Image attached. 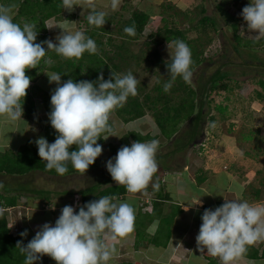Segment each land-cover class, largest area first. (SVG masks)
<instances>
[{
    "label": "clouds",
    "instance_id": "9594fccd",
    "mask_svg": "<svg viewBox=\"0 0 264 264\" xmlns=\"http://www.w3.org/2000/svg\"><path fill=\"white\" fill-rule=\"evenodd\" d=\"M117 2L112 0L113 9ZM63 4L69 11L76 6L74 0H63ZM89 7L88 24L103 27L106 12L96 10L91 0ZM241 16L247 29L258 33L254 38H264V0H250ZM124 32L134 35L135 29L125 27ZM37 35L33 22L26 21L22 25L14 22L11 8L0 5V121L3 123L15 124L23 119L24 98L32 79L26 75V70L37 68L49 50L65 59H79L85 52L95 54L97 51L96 42L79 30H64L56 37L57 43L51 40L37 43ZM167 46L171 62L166 63L169 79L163 83L165 93L178 78L190 82L193 75L190 47L180 39ZM45 62L51 63L50 60ZM45 74L49 83L57 85L51 94L48 114L57 135L52 143L44 137L35 141L38 155L46 162L47 170H55L59 175L68 171L69 164L74 170L86 173L102 154L103 147L97 141L116 136H101L116 130L109 122L110 113L123 107L130 96L137 95L139 81L131 71L112 73L108 80L101 74L96 81L78 82L72 78L61 82V74L56 72ZM158 146L157 139L122 146L116 156L107 161V171L130 193L146 190L150 184L158 190L159 183L153 179L159 167ZM197 204L202 206L200 198L194 204L187 203L184 210ZM134 221L135 209L131 204L116 202L115 197L106 195L79 206V211L71 205L64 206L54 225L43 224L26 246L18 242L17 247L24 256L23 264H35L43 255L51 257L56 264H109L115 253L109 240L126 236L132 231ZM201 221L195 238L197 247L219 258L221 264H232L247 252L248 246L264 240V205L225 199L215 209L206 208ZM26 235L27 231L21 233V236Z\"/></svg>",
    "mask_w": 264,
    "mask_h": 264
},
{
    "label": "trees",
    "instance_id": "16d2710c",
    "mask_svg": "<svg viewBox=\"0 0 264 264\" xmlns=\"http://www.w3.org/2000/svg\"><path fill=\"white\" fill-rule=\"evenodd\" d=\"M7 1L10 0H0V5L5 3V5H3L10 7L12 14L16 12V14L13 15L14 22L22 25L24 22L30 21L36 25L38 31L37 43L48 40L47 22L52 19H60L65 8L63 0H11L10 3L12 4L7 3ZM243 1L245 0L219 1L217 9L220 11V15L226 23L225 27L219 24L216 16L209 15L203 16L199 20L198 25L194 27L201 37L208 32V29H211L215 34H222L224 38L221 51L207 58L204 57L203 47L204 44L213 42V38H206L204 43L201 42L200 38L190 40L187 37V28L186 30L176 26L169 28L167 19L162 18V14L155 15L154 13L139 10L134 11L131 18L124 22L122 31H119L125 38L124 42L130 43L140 39L150 21L153 23L158 17H161L160 24L165 22L163 27L154 25L156 30H153L150 34L151 42L146 44L147 49L143 51L142 55L144 59L146 58L145 60L156 61L158 66L166 69L165 76L160 77L150 92L145 93L143 96H140V94L130 96L123 107H118L113 110L116 115L115 118L122 119L123 123L126 125L150 114L159 128L162 137L168 141L169 146L167 150H164L162 154H156V159L160 166L155 176H157L159 172L173 170L175 166L171 167V165L174 164V162L175 164L176 162L179 164V160L185 162L189 150L203 137L207 119L211 125L215 124L217 121V117L211 115L212 95L223 90L230 91L231 86L229 83H238L239 78L246 76L249 69L253 75L251 79L257 80V84L262 89L261 92H257V96L260 100L264 99V39L251 40L243 37L240 33L242 16L235 17L223 8L224 4L237 7L239 3ZM184 13L185 12L180 10L177 11L178 15H184ZM201 13L204 15L206 10L203 9ZM112 19H115V16H113ZM106 20V22L110 21L109 17L106 16ZM125 27H134L135 34L128 35L125 33ZM108 31L109 29L105 26L96 27L94 29L91 28L86 31L85 35L92 38L97 44V51L95 54L85 52L79 59H65L58 56L54 50H49L46 57L41 60L37 68L26 70V75L30 76L32 78L31 81L34 82L41 77L44 71L49 70L61 74V82L69 78L78 82L82 80L96 81L101 74L105 80L110 79L112 73L117 75L121 74V70L123 69L122 63L126 60L124 56L128 57V55L119 52L115 54L114 57H111L108 52L105 51L106 43L103 42V34L100 33H107ZM176 39L183 40L191 49L193 60L191 70L193 75L190 82H184L182 79L178 78L170 91L165 93L163 90V83L169 79L166 63H170L171 61H163L157 49L164 43H172ZM127 43L126 45L125 43L122 44L118 49L122 50L127 46ZM110 44L111 39H109L107 45L110 46ZM44 47L47 49L46 44ZM123 50L127 51L125 49ZM135 59L137 60L139 58L136 57ZM49 60L51 63L45 62ZM208 72H210V74H208ZM143 90L142 87L137 89V91L145 92ZM37 93H42L39 97L43 112L49 113L51 110V95L43 91L39 86H36L31 94L27 93L24 98V103L22 101L23 115L27 120H34L35 117H37ZM216 110L220 112L222 118L225 119L224 113L226 109L222 106H217ZM109 122L114 124L110 119ZM117 130L116 128L113 133H102L101 136L103 138L108 135H115ZM122 133L119 140L121 146H130V139L143 142L150 138L148 135L142 136V134L135 132V130H129L128 132L124 131ZM56 135V131L49 123L44 130L43 137L46 138L49 143H52ZM109 138L110 136L106 140L99 139L97 142L103 146L108 142ZM35 141L36 140L32 139L27 140L26 143L16 151L10 149L0 150V176L8 177L9 180H16L36 172L59 178L69 175L89 176L94 172L92 176L95 177L96 182L88 184L85 189L77 192L82 204L97 200L106 195L115 198H122L127 195L128 191L126 188L123 185H118L110 174H107L108 176L98 175L100 168H102L98 165V158L93 165L89 166L86 173L74 170L71 164L68 165V171L64 175L57 174L55 170H47L45 167L46 162L41 160L38 155V148ZM74 148L75 146H73V149ZM111 152L115 154V148L112 147ZM185 164H179L178 166L180 168H185ZM203 181L204 179L198 180L199 183ZM260 183L261 188H256L252 194H249V196L256 199V201H262V199H264L262 190L264 181L261 180ZM26 193H33L43 197L48 203L53 200L52 192L33 190L30 189L28 184H19L17 187L13 188L0 186V209H3L0 211V264H23L24 256L17 247V243L20 242L23 246H26L30 241L27 235L21 236V233L25 232L24 229H21L16 236L12 234L6 209L17 207ZM62 195L63 196L60 198H73L76 192H64ZM162 203L163 201L160 203L157 202L154 212L147 217L151 223L160 217V228L155 237L150 239V242L155 246L159 245L158 240H160L161 234L164 235L165 230L171 225V221H173L175 216L183 212L181 208L177 206L173 207L172 213L170 212L167 216L162 217L164 210ZM165 223H167V226H164ZM165 235L167 243L170 232ZM147 238L148 236L144 230H136L137 246ZM254 245L255 244L248 246L247 252L242 257L250 260H264V242L261 243L258 248Z\"/></svg>",
    "mask_w": 264,
    "mask_h": 264
},
{
    "label": "rangeland",
    "instance_id": "374dc122",
    "mask_svg": "<svg viewBox=\"0 0 264 264\" xmlns=\"http://www.w3.org/2000/svg\"><path fill=\"white\" fill-rule=\"evenodd\" d=\"M120 1L121 0H118L117 4H119ZM219 1L220 0H183L181 3V0H164L158 3L161 5H159L160 10H158V13L156 12L157 8L154 6L149 7L145 11L148 13H156L157 15L162 14V18L167 19L169 28H173V26L185 30L187 28V37L190 40L200 38L201 42L204 43L206 38H213V42H208L204 44L203 47L204 57L207 58L221 51L224 38L222 34H215L211 29H208V32L201 37L194 27L198 25L199 20L205 15L216 16L219 24L223 27L226 26L224 19L220 15V11L217 9ZM10 2L11 0L7 1V3L12 4ZM249 2L250 0H245L239 3L237 7L224 4L223 8L230 12L231 15L237 17L241 16L242 9L247 6ZM3 4L5 5V3ZM178 4L185 8V11H183L185 12L184 15L177 14L178 9H176V7H178ZM162 6L163 8H161ZM98 7L100 10H107V13L111 14L107 16L110 21L103 25L109 29V31L107 33H100L103 34L102 39L103 42L106 43L105 51L108 52L111 57H114L115 54L119 52L128 55V57L124 56L126 60L122 63L123 69L121 70V74L131 71L139 81L137 89L142 87L144 89L143 91H145H137V94L143 96L145 93L152 90L160 77H164L166 74V69L158 66L156 61L145 60L146 58L144 59L142 56L143 51L147 49L146 44L151 42L150 34L153 30H156L155 26L159 25V27H163L165 22L160 24L161 17L153 21L154 24L150 21L140 39L127 43L124 42L125 38L119 31H122L124 22L131 18L133 11L143 10L144 12L145 6L138 2V4L126 5L124 7L125 10L120 9L118 5L115 9H113L111 5L108 8H103L102 6ZM203 9L206 10L204 15L201 13ZM15 14L16 12L13 15ZM74 14L65 12L60 19L48 21L46 24L48 40L57 43L56 37L61 35L64 30H79L86 33L88 29L96 28L88 24L85 19L87 15ZM112 15L115 16V19H112ZM241 20L240 33L243 37L251 40L264 39L254 38L258 33L249 31L246 22L243 18ZM109 39H111L110 46L107 45ZM124 43L125 45L127 43V46L123 49L127 51L118 49V47ZM167 45L168 43H164L157 49L163 61H170ZM136 57L139 59L136 60ZM45 73H51V71H44L41 77L33 82L30 94L36 86L42 88L46 93L52 94L57 85L55 83H49V78ZM208 74H210V72H208ZM252 77L253 75L249 69L248 74L244 77H240L238 83H229L231 86L230 91L223 90L212 95L211 115L217 117L216 123L211 125L207 119L203 137L189 150L185 162L179 160V164L181 165L186 163L185 165L189 170L188 172L192 177L194 175V180H197V175L200 170L203 171L209 179L213 180V184H220V182H222L223 173L228 174L231 172L234 175L245 177L247 184L246 196L252 194L254 189L261 188L260 181H264V99L260 100L258 98L257 92H261L262 89L257 84V80L251 79ZM40 95H42V93H37L36 104L38 107V114L34 120H27L23 115V119L17 121L15 124H6L0 121V150L10 149L16 151L23 146L27 140H37L44 136V130L50 122L48 119L49 113L43 112L41 108ZM217 106H222L226 109L224 113L225 119L222 118L220 112L216 110ZM115 117L114 111L110 113L111 121H113ZM113 123L118 129L115 134L117 137L110 136L111 138L104 144L105 146H102V155L98 157V165H101L102 168H100L98 175L108 176L107 174H110L105 165L109 159L116 156V154H112L111 148L117 149L122 147L119 140L124 131L128 132L129 130H135V132L142 134V136H150L146 141L154 138L157 139L159 145H161L158 147L156 154H162L169 146L168 141L162 137L159 128L150 114H147L137 121L130 122L127 125L124 124L120 118L115 119ZM143 124L145 125L144 127ZM133 141V139H130V143ZM107 144H109V146ZM179 164L177 162L175 164L174 162V164L171 165V167L175 166L173 170H165L160 173L163 175L164 173H169L167 171H170V173L184 171L185 168H180L178 166ZM91 174L94 175V172ZM92 175H69L59 178L36 172L16 180H9L8 177L0 176V186L13 188L17 187L19 184H28L30 189L45 190L53 193V200L50 203L36 194H24L25 196L22 198L19 205L14 208L15 210H11L10 212L6 211L8 217H14L16 221L19 222L21 218H27L29 212L31 213V210L34 209L45 212H49V210L55 211L56 207H59V200L68 198H60L63 196L62 194L64 192H76L72 204L75 207L74 203L79 199L77 192L85 189L88 184L96 182L95 177ZM153 179L154 182L155 180L157 182V177ZM262 190L264 193V187ZM262 201H264V199H262ZM79 204L78 206H80ZM261 205H264V202L261 203ZM16 221L14 222L15 226H17ZM164 226H167V223H165ZM257 242L260 246L264 240H259Z\"/></svg>",
    "mask_w": 264,
    "mask_h": 264
},
{
    "label": "crops",
    "instance_id": "0c3cea01",
    "mask_svg": "<svg viewBox=\"0 0 264 264\" xmlns=\"http://www.w3.org/2000/svg\"><path fill=\"white\" fill-rule=\"evenodd\" d=\"M159 1L163 2L164 0H121L117 5L120 9L125 10L124 7L126 5L138 4L139 2L145 6L144 12H146L145 10L149 7L154 6L157 8L156 12L158 13L161 6L158 4ZM182 1L183 0H181V3ZM74 3L76 6H74L71 11L64 8L63 13H78L79 15L86 16L89 11H91L89 0H74ZM91 3L96 6V10L102 11L98 6L108 8L112 0H91ZM179 5L180 4H178L179 8L176 7V9L182 12L185 11V8ZM161 8H163V6ZM105 12L106 16L111 15L107 13V10ZM154 14L157 15L156 13ZM52 20L55 21V19ZM115 119H113V121ZM144 126L143 124V127ZM107 145L109 146V144ZM119 149L120 148L115 149V154H117ZM188 171L186 166L185 170L182 172L170 173V171H167L169 173H164L163 175L159 172V174L154 177H157V182L159 183L158 190H154L150 184L148 186L150 188L146 190L137 193L128 192L125 197L115 198L116 202H126L134 207L135 221L132 231L126 236L117 238L115 241L109 240V243L115 248V253L109 261V264H221L219 258L208 255L206 249L204 252H201L197 247L195 238L198 235L202 223L201 216L203 211L206 208L215 209L222 205L225 199L246 200L254 205H261L264 201L257 202L256 199L249 195L246 197L247 184L245 177L234 175L231 172L228 174L223 173L220 185L218 183L213 184V180L209 179L201 170L197 175V180H194V175L192 177ZM200 179H204V181L199 183L198 180ZM144 198H149V200H151L152 211H145L143 209L142 200H144ZM199 198L202 202V206L201 204H197L192 206L188 211L184 210L187 203L190 205L194 204ZM162 201L164 209L162 217L167 216L170 212L172 213L173 207L177 206H179L183 212L175 216L173 221H171V225L165 230L164 235L161 234V238L158 240L159 245L155 246L150 242V239L155 237L160 228V217L155 219L152 223L149 222L147 217L154 212L156 203ZM59 202V204L57 203L59 207H56L55 211L51 210V212L49 210V212H45L34 209L31 210V213L29 212L27 218H21L19 222L14 218L17 222V227H19L20 230L24 229L27 231L29 241L34 238L36 232L39 231L43 224L50 223L54 225L64 206H73V198L60 199ZM83 205L84 204H81L80 206ZM74 208L76 211H79V206ZM137 229L144 230L148 236L139 246L136 245ZM169 232L170 237L166 243L165 234ZM254 246L256 248L260 247L258 242H256ZM35 264H56V261L47 255H43ZM232 264H264V260H250L241 256L234 260Z\"/></svg>",
    "mask_w": 264,
    "mask_h": 264
},
{
    "label": "built area",
    "instance_id": "2783aa9c",
    "mask_svg": "<svg viewBox=\"0 0 264 264\" xmlns=\"http://www.w3.org/2000/svg\"><path fill=\"white\" fill-rule=\"evenodd\" d=\"M32 84H33V82L31 81L30 82V86H29V88L26 90L27 91V93H30V91H31V89H32ZM80 203V204H79ZM78 204L79 205H81L82 203H81V201H80V198L78 199V200H76L75 201V203H74V205H75V207L76 206H78ZM142 206H143V209L145 210V211H152L151 209H152V207H151V200H149V198H144V200H142ZM74 207V206H73ZM3 209H0V211H2ZM13 211V210H15L14 208H11V209H6V211ZM14 222H15V220H14V217H9V223H10V228H11V230H12V234L13 235H17L19 232H20V228L19 227H17V226H15L14 225Z\"/></svg>",
    "mask_w": 264,
    "mask_h": 264
}]
</instances>
